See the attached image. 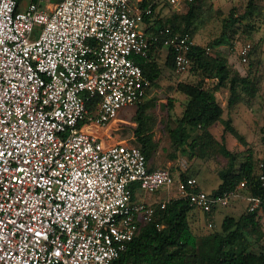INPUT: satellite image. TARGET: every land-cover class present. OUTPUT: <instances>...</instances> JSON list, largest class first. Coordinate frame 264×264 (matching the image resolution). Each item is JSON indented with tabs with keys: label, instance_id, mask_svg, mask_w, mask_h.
<instances>
[{
	"label": "built area",
	"instance_id": "2783aa9c",
	"mask_svg": "<svg viewBox=\"0 0 264 264\" xmlns=\"http://www.w3.org/2000/svg\"><path fill=\"white\" fill-rule=\"evenodd\" d=\"M192 1L168 0L177 8ZM17 7L18 0H0V264H117L139 222L155 214L133 199L136 184L146 192L175 185L176 197L207 213L246 188L243 180L213 195L195 175L151 169L141 145L108 144L97 133L152 87L133 57L160 39L141 27L151 6L61 0L51 11L35 1ZM165 34L177 73L190 71L199 43L189 32ZM252 48L251 41L237 46L242 62ZM260 180L264 186V173ZM249 198V210L262 203Z\"/></svg>",
	"mask_w": 264,
	"mask_h": 264
},
{
	"label": "trees",
	"instance_id": "16d2710c",
	"mask_svg": "<svg viewBox=\"0 0 264 264\" xmlns=\"http://www.w3.org/2000/svg\"><path fill=\"white\" fill-rule=\"evenodd\" d=\"M197 2L198 0H194L187 4L186 10L173 7L168 2L171 6L169 12L162 16L157 15L154 19L157 26L149 32L157 34L160 39L150 46L147 54L133 55L136 63L151 78L152 85L158 83L164 71L163 65L152 58V53L165 46L163 38L166 28L189 32L192 35L195 23L201 16ZM151 4L152 0L141 2L142 7L151 6L153 10L152 14L145 16L146 20L155 15L154 5ZM17 8L20 9V0ZM263 14L262 0H248L245 10L237 16L231 10L229 22L224 25L222 34L210 42V46L218 47L226 42L230 43L231 34L236 33L238 23L244 22L245 31L252 33L254 26L251 21ZM207 48L199 44L192 52L194 63L191 69L197 70L200 77L193 81L181 80L176 84V90L184 93L187 100L177 124L169 128L174 151L181 149L186 152L187 147L184 146L188 144L194 156L199 154L206 159L224 156L227 162L219 172L220 183L211 193L218 195L236 190L240 182L246 180L247 186L243 190L260 197L262 203L255 210H249L248 205L235 223H232L230 215H225L220 228L213 225L206 228L201 221L202 216L213 218L219 207L207 213L182 197L170 198L164 207L161 203H153L154 216L150 221L139 222L137 234L120 255L117 264H264V231L261 227L264 215V186L260 180V175L264 173V166H261L264 158L261 153L264 154V110L260 128L261 148H253L234 124L233 117L226 116V112L239 103L245 104L250 110L253 109L262 96L259 92V80L251 72H243L225 55H218L209 63L204 62ZM168 49L165 66L175 70L174 53L170 47ZM257 49L258 45L253 46L249 58L252 53L258 51ZM261 51L259 50V55ZM207 77H215L214 87H226L229 90L225 107L214 97L212 88L207 85ZM169 104L172 105L171 98ZM139 105L134 116V131L148 161L151 154L157 150L159 142L154 138L155 130L151 124V116L144 111V100ZM215 123L222 124L223 132L219 138L211 131V126ZM227 135L237 138L247 145V148L241 152L230 148ZM188 175L190 174L185 171L180 177L185 179ZM135 191L133 186V199ZM193 220L200 222L199 232L194 229Z\"/></svg>",
	"mask_w": 264,
	"mask_h": 264
},
{
	"label": "rangeland",
	"instance_id": "374dc122",
	"mask_svg": "<svg viewBox=\"0 0 264 264\" xmlns=\"http://www.w3.org/2000/svg\"><path fill=\"white\" fill-rule=\"evenodd\" d=\"M29 0H24L23 5H26ZM44 1H60V0H44ZM162 3L167 5L168 0H161ZM207 5H214V12H206L202 15L199 21L200 32H195L197 38L201 39L202 46L209 47V52L204 56V62L209 63L218 55H225L228 58H233L240 63L241 70L243 72H251L259 80V86L262 89V96L259 97L258 103L255 104L252 110H248L244 104L243 106L236 107L234 109L228 110L227 115H232L235 118L236 127L245 135L249 144L253 148H261V124H262V112L264 110V14L260 17H255L251 22L253 23L254 29L252 33L245 31L243 24L238 23L236 33H232L231 42H226L224 49L219 51L218 47L210 46V42L220 36L224 30V25L229 22L230 11H234L236 16L242 13L248 0H223L222 4L226 10L224 15L223 7L217 5V0H204ZM264 6V0H262ZM168 7V6H166ZM216 12V13H215ZM39 26V25H38ZM195 30L193 29L192 32ZM202 33V37H201ZM192 36V35H191ZM193 37V36H192ZM197 43L199 42L195 36L193 38ZM246 41H251L253 46L258 45V51L251 54L248 62H242L239 56L237 46L243 44ZM261 51L259 55L258 52ZM231 62V61H230ZM233 62V61H232ZM236 64V62H234ZM163 65V74L159 83L154 85L150 90L146 98L144 99V111L151 116V124L155 130V139L159 142V152L163 153L165 151L173 152V144L169 134V128L174 127L177 124V120L181 115L184 108V103L187 97L184 93L176 90V84L178 83L180 77L185 74L177 73L176 69L172 70ZM189 81L197 80L200 76L197 70L190 69L187 72ZM208 85V84H207ZM212 85V84H210ZM169 98L172 100V105L169 104ZM133 114H135L140 105L139 103H134L129 106ZM120 130L126 134L131 135L136 128V122L134 118H128L124 121L118 123ZM211 130L219 133L222 132V124H214L211 126ZM220 130V131H219ZM228 145L230 148L238 150L241 152L247 148V145L242 144L237 138L229 135ZM186 152H182L181 149L174 151L177 157V161L171 165L172 171L175 174V178L178 179L182 172L187 171L190 175H195L198 179H201L203 189L211 192L220 183L219 172L224 168L227 159L218 155L214 158L206 159L204 156L192 155L191 147L188 144ZM197 151L199 148L196 149ZM263 151V150H262ZM262 155L263 152H261ZM157 157L156 153H152L150 160ZM175 186V185H174ZM202 188V187H201ZM174 189V188H173ZM159 191L151 192L149 194L156 195L167 194L168 187H162L158 189ZM143 194H148L145 190H142ZM171 193H176V190ZM250 195L247 191H239V194L235 196L229 205L220 207L218 214L213 218H205L202 216L201 221L206 228H211L210 223L216 228H220L225 215H230L232 217V223L238 219L240 214L245 211L250 204ZM138 198H141L140 196ZM194 219V218H193ZM196 220V219H195ZM193 220L194 229L199 232L200 222ZM262 230L264 231V215L262 216L261 222ZM256 232V231H255ZM257 233V232H256Z\"/></svg>",
	"mask_w": 264,
	"mask_h": 264
},
{
	"label": "crops",
	"instance_id": "0c3cea01",
	"mask_svg": "<svg viewBox=\"0 0 264 264\" xmlns=\"http://www.w3.org/2000/svg\"><path fill=\"white\" fill-rule=\"evenodd\" d=\"M35 0H29L27 2L26 5H23V2L24 0H20V9L24 10L28 7V5L31 3V2H34ZM61 1V0H60ZM60 1H44V0H36L35 2H40L41 5L48 11H51L55 8V6L57 5L58 2ZM143 0H131V3L132 5L136 6V5H141V2ZM222 1L223 0H217V5L221 6V8L223 7V4H222ZM151 5H154V17L152 18H148L149 20H146L144 19V21L141 23V27L144 28L145 30H148V33L151 32L157 25L154 24V19L157 17V15H165L166 13L169 12L170 10V5L168 4L167 2V5L162 3L161 0H152V4ZM197 5H198V9H199V13H201V16L200 18L198 19V21L195 23V26H194V32H192V36L199 41L198 43H202L201 42V39L197 38V36L195 35V32H200L199 30L201 29L200 26H199V21L200 19L202 18V15L206 12L209 11L210 12H214V11H218L219 12V9L215 10L214 8V5L211 4V5H207L205 4V1L204 0H198L197 2ZM168 6V7H166ZM181 10H186L187 7H183V8H180ZM223 13L225 15L226 13V10L225 8L223 7ZM215 12V13H216ZM221 13V11L219 12ZM231 13V11H230ZM229 19V18H228ZM151 26H154V27H151ZM202 33H201V37H202ZM201 45V44H200ZM225 45L227 44H221L220 46H218V49H220L219 51H222L225 47ZM168 52H169V49L167 46H163L161 47L160 49H157L155 50L153 53H152V58L154 60H156L159 64H162L164 62H166V59H167V55H168ZM229 60L232 62H236V66L240 67V63L238 61H236L235 59L233 58H229ZM172 71V70H171ZM163 74V73H162ZM185 74V73H183ZM188 73L186 72L185 75H182L180 77V79L182 81H189V77L187 75ZM252 74V73H251ZM253 75V74H252ZM162 76V75H161ZM161 79V77L158 79V83H159V80ZM179 80V81H181ZM214 80H215V77H207L206 78V82L208 84V87L209 88H212V91H213V94H214V97L216 98V100L221 104V106L225 107L227 105V99H228V95H229V90L226 88V87H219V88H216L214 87ZM157 83V84H158ZM212 84V85H210ZM155 85V84H154ZM152 85V87L154 86ZM151 87V88H152ZM214 87V88H213ZM259 92L260 94H262V89L260 88L259 89ZM187 97V96H186ZM243 103H239L238 105H236L234 108L236 107H239V106H243L242 105ZM245 105V104H244ZM245 107L250 111V109L245 105ZM233 108V109H234ZM251 112V111H250ZM136 114V113H135ZM135 114H133V112L131 111L130 107H126L124 108L120 114L117 116V118L113 119L111 122H109L108 124L102 126V127H98L97 128V133L100 134V135H104V139H105V142L106 143H113V142H124V143H127V144H135V145H141L139 143V141L137 140V137L135 135V131H133V133L131 135H126L124 134L121 130H120V127L118 125V123L120 121H124L128 118H134ZM232 116V115H231ZM135 120V119H134ZM233 122L235 123V118H233ZM215 124H218V123H215ZM212 131V130H211ZM220 131V130H219ZM213 132V131H212ZM223 132V130H222ZM222 132L220 133H217L215 130H214V134L219 138L222 134ZM155 138V137H154ZM229 139V135H227V141ZM156 140V139H155ZM159 147H157V150L154 152L157 154V157L150 160L148 159V166L151 168V169H155L157 167H160V166H166V167H169L171 170V165L175 163V161H177V157H176V154L174 152H170V154L168 153L169 151H165L163 153H160L159 152ZM174 150V148H173ZM199 180V183H200V186L203 188V185H202V182H201V179H198ZM218 186V185H217ZM216 186V187H217ZM215 187V188H216ZM176 190V186H172L171 188H168V193L167 194H158L156 195V197L153 195V194H149L151 192H148V194H143L142 193V188L140 186H138L137 184L135 185V198L134 200L135 201H144L146 203H149V204H153V203H162L164 201H167L169 200L170 198L172 197H176L177 196V191L176 193H171L172 191H174V189ZM214 189V188H213ZM212 189V190H213ZM211 190V191H212ZM159 191V190H157ZM141 197V198H138V197ZM220 207L216 210V213H215V216L216 214H218V211H219ZM213 225V224H212Z\"/></svg>",
	"mask_w": 264,
	"mask_h": 264
}]
</instances>
